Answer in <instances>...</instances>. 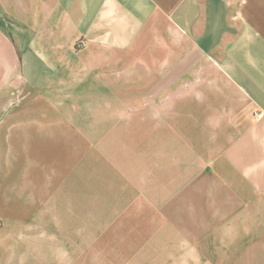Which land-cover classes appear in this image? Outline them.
Instances as JSON below:
<instances>
[{"label":"crops","instance_id":"0c3cea01","mask_svg":"<svg viewBox=\"0 0 264 264\" xmlns=\"http://www.w3.org/2000/svg\"><path fill=\"white\" fill-rule=\"evenodd\" d=\"M77 20L86 33L119 38L121 46L138 28L148 40L169 37L170 20L181 46L192 41L199 54L192 67H207L208 77L199 78L176 109L165 111L160 133L166 139L161 137L156 152L163 171L154 178L146 169L147 194L163 198L166 207L162 221L169 225L162 226V237L174 239L162 243L184 246L177 252L196 264L209 250V256H239L240 261L256 256L264 264V0H0V220L6 223L0 229V264H24L25 256H36L25 244L43 239L20 235L41 226L29 214L56 212L52 206L64 173L42 174L41 138L52 134L68 145L66 160L72 164L88 152L89 129L82 121L89 116L88 95L82 96L87 77H72L59 87L26 77L14 37L26 27L33 37L68 35ZM41 23L48 32H41ZM29 49L57 52L56 46ZM149 141L146 156L152 155ZM3 219L22 223L10 246L14 228ZM74 257L50 256V263L71 264Z\"/></svg>","mask_w":264,"mask_h":264},{"label":"rangeland","instance_id":"374dc122","mask_svg":"<svg viewBox=\"0 0 264 264\" xmlns=\"http://www.w3.org/2000/svg\"><path fill=\"white\" fill-rule=\"evenodd\" d=\"M76 23L68 35L33 37L26 27L23 35L14 37L21 49L20 60L25 62L26 77L59 87L72 77L86 76L82 96L88 95L89 104V116L82 118L89 129L88 152L82 160L69 163L68 145L55 141L52 134L41 138L42 174L57 171L59 176L63 172L64 179L52 206L56 212L29 214L40 220L41 226L25 229L20 235L34 234L48 242L26 243L30 251L36 249V256H25L24 264H51L50 256H77L71 264H196L192 256L181 253L184 246L162 243L174 239L162 237V226L169 225L162 221L166 207L161 206L163 198L147 194L146 169L148 173L152 169L154 178L160 177L162 156L156 152L161 150V137L166 139L160 133L162 119L163 124L167 120L164 113L176 109L178 99L191 94L198 85L195 82L208 77L209 69L192 67L199 54L193 52L191 40L186 46L180 45V32L171 20L169 37L154 35L148 40L141 36L146 32L138 28L132 31L137 35L122 46L119 38L95 37L82 30L81 20ZM41 24V32H48L46 24ZM29 45H45L47 49L56 46L57 52H28ZM37 61L46 64L33 68ZM50 62L57 64L51 70L47 68ZM49 76L55 80H48ZM169 120L171 126L173 118ZM147 140L152 143L150 151L147 149L152 155L146 156ZM3 220L14 228L8 235L10 246L22 223ZM4 227L6 223L0 220V229ZM209 253L199 256L201 264L208 260L209 264H258L256 256H252L253 261H240L236 259L239 256Z\"/></svg>","mask_w":264,"mask_h":264}]
</instances>
